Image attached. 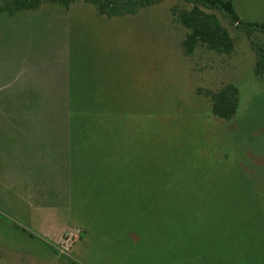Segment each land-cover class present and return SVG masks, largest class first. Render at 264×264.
Segmentation results:
<instances>
[{"label": "rangeland", "instance_id": "obj_1", "mask_svg": "<svg viewBox=\"0 0 264 264\" xmlns=\"http://www.w3.org/2000/svg\"><path fill=\"white\" fill-rule=\"evenodd\" d=\"M173 7L0 13V264H264V35L218 13L234 51L186 56ZM226 84L228 121L198 92Z\"/></svg>", "mask_w": 264, "mask_h": 264}, {"label": "trees", "instance_id": "obj_2", "mask_svg": "<svg viewBox=\"0 0 264 264\" xmlns=\"http://www.w3.org/2000/svg\"><path fill=\"white\" fill-rule=\"evenodd\" d=\"M82 2L95 8L98 16L107 19L137 15L141 10L156 6L165 0H3L0 13L9 16L17 12L35 11L42 4L68 8L76 2ZM185 8L171 9L174 20L185 30L181 42L184 55L191 56L202 49L217 55H229L234 51V41L221 25L218 13L231 25L241 29L247 37L259 33L264 35V22H245L238 16L233 0H177ZM255 54L254 75L264 76V46L251 41ZM209 100L211 115L220 120H230L237 109L239 92L233 84H226L216 91L199 90Z\"/></svg>", "mask_w": 264, "mask_h": 264}, {"label": "crops", "instance_id": "obj_3", "mask_svg": "<svg viewBox=\"0 0 264 264\" xmlns=\"http://www.w3.org/2000/svg\"><path fill=\"white\" fill-rule=\"evenodd\" d=\"M47 249H48V251H51V249L55 250L53 247H48ZM51 252H53V251H51ZM51 252H48L49 257H47V259H41L37 262V264H60V262H59L60 259L58 258V255L55 257L53 255L54 252L53 253H51Z\"/></svg>", "mask_w": 264, "mask_h": 264}]
</instances>
